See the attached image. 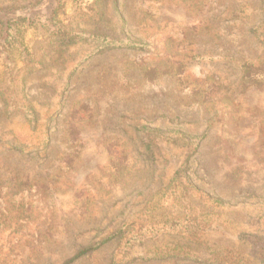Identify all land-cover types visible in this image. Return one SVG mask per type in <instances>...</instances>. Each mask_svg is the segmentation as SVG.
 <instances>
[{"label": "rangeland", "instance_id": "374dc122", "mask_svg": "<svg viewBox=\"0 0 264 264\" xmlns=\"http://www.w3.org/2000/svg\"><path fill=\"white\" fill-rule=\"evenodd\" d=\"M112 1L0 0L2 23L22 19L9 62L0 58V175L18 177L28 227L43 230V217L54 215L23 264H63L97 244L70 264H193L161 251L181 242L179 225L170 230L175 218L195 213L210 218L202 256L216 247L251 258L248 238L264 234V0H116V11ZM148 1H173L164 39L153 44L137 26ZM117 13L150 50L92 55L96 43L80 35L117 34ZM248 59L258 60L263 80L246 89ZM149 134L159 143H147ZM75 153L78 163H67ZM180 167L192 187L224 204L191 187L187 197L175 192Z\"/></svg>", "mask_w": 264, "mask_h": 264}, {"label": "trees", "instance_id": "16d2710c", "mask_svg": "<svg viewBox=\"0 0 264 264\" xmlns=\"http://www.w3.org/2000/svg\"><path fill=\"white\" fill-rule=\"evenodd\" d=\"M172 2L173 1H148L147 6L143 11V15H146L147 18L144 19L142 16L137 25L144 30V33H140L141 37L146 36V39H152V44L155 41L159 42V38H162V40L164 39V35L160 32L164 29L166 23L170 22V19L165 17L164 11L165 8ZM215 2L217 1H191V3L198 8L204 6L208 7ZM111 4L113 6V10L116 11L119 6L118 1L114 0ZM97 5H100L99 1H94V7H97ZM225 12L226 10L221 13L220 17ZM238 12V9H232L231 11L228 10V13L230 14L229 17L237 18L239 16ZM96 14L99 15L100 13L97 11ZM117 17L118 21L116 24L117 27L120 28L118 33L113 36L96 30L88 31V33L80 35L84 38H90L91 42L96 43V46L93 48L94 52L92 55L99 54L108 48L134 51L150 50L151 42H146V40H142L140 37H134L129 30H126V19L123 18L120 13H117ZM19 21H22V19L7 20L4 23L0 21V35H2V37L0 36V58L3 59V63L9 62L11 53L8 52V49L12 48V43H16L17 36L20 35L19 30L13 27V25H17ZM51 22L53 23V21H50V23ZM207 26L209 29L213 27L211 20L207 21ZM259 28L260 27H256L255 29ZM59 29L61 30V28ZM175 30L183 36V39L186 38L185 28L183 26L176 27ZM171 32L172 30H169V33ZM252 32L255 35V30H252ZM74 42L76 41L73 37H71L65 40H58L56 43L60 44L59 47H66ZM169 42L170 40L166 39V44ZM262 43L264 44V38ZM257 61L258 60L252 59L241 61L242 65L240 68L242 69V87L244 83L249 84L246 89L252 85L259 86L263 80V78H259V76L262 75L261 69L264 68V59L263 61L258 62V66L261 69L259 68L258 73L254 75L256 72L254 67L255 64H257ZM29 122L34 124L35 120L31 119ZM150 141L154 142V144L159 143L155 136L151 134L146 135V142L150 143ZM147 154L149 155V157H147L151 159L154 155V151L148 150ZM67 160V163H78V153H75L72 157H68ZM175 176H178L175 184H173L175 192L180 191L185 197H187L188 194H192L190 192L191 187L194 190V195L199 199L216 203L219 206L224 204L222 199L209 197L208 194H204L192 187L188 178L183 175V168L180 167V169L174 173L173 177ZM17 179L18 177L12 173L0 175V264H23L24 257L22 252L27 250L30 253V257L32 255L31 251H36L38 249L36 247L38 243H35V241L41 242L43 236L50 234L49 230L52 229V221L54 219V215L49 212L43 217V230L35 227H28V220L30 219L28 216L26 217V212L30 210L31 205L30 203H27L26 205L23 200L16 201L15 197L18 194V197H21L24 194L22 187H16ZM173 181H175V178H172V182ZM20 185H24V183H20ZM29 191H33V189H29ZM34 192H36V196L40 198V193L38 191ZM206 215L207 214L203 215L202 213H195V215H190L189 217H176L174 220L176 222L173 221L174 224L170 227V230H175V227L179 225L178 235L181 242L177 241L171 245L172 247H165L161 251L162 257L164 256L169 259H174L175 261L190 262L193 264H250V260L254 259H257L259 262L264 264V234L255 236L250 235V237L248 235L249 238L247 241L252 247L250 249L252 257L245 259L246 263L244 261L245 257H239L238 252L236 255L232 253V248L228 251L223 248L217 249L216 247H205L203 249L205 255L202 256L201 249L204 245L202 238L206 237L207 230L211 227L209 224L210 218ZM29 216L32 217V215ZM211 216L213 217L212 214ZM217 216L218 218L222 217L221 214ZM110 238L111 236L107 238V241ZM98 246L99 244L78 249V251L71 258L64 261L63 264H70L87 256L93 250L97 249ZM40 248H42V245Z\"/></svg>", "mask_w": 264, "mask_h": 264}]
</instances>
